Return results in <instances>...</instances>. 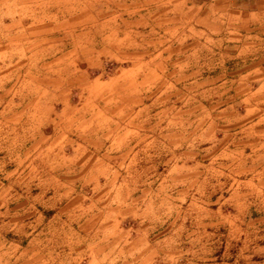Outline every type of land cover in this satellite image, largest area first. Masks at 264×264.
I'll return each mask as SVG.
<instances>
[{
  "label": "rangeland",
  "instance_id": "374dc122",
  "mask_svg": "<svg viewBox=\"0 0 264 264\" xmlns=\"http://www.w3.org/2000/svg\"><path fill=\"white\" fill-rule=\"evenodd\" d=\"M71 2L0 0V264H94L88 263L94 249L103 264H264V172L249 182L239 165L244 153L230 152L224 136L230 127L222 115L238 110V89L244 86L234 65L239 56L232 52V69L224 71L221 41L216 42L210 71H200L204 66L197 65L201 57L191 56V39L176 41L156 29L143 41L148 28L133 33L132 25L121 23L127 19H115L119 36L130 34L136 48L111 49L107 41L103 50L91 49L74 72L81 82L63 85L50 69L58 55L37 64L34 54L41 42L61 49L60 39L74 31L68 22L81 11L46 14L51 6L67 9ZM124 2L115 5L130 3ZM132 10H104L96 24L112 25L113 12L125 17ZM83 12L90 17L89 9ZM85 20L81 28L88 32L92 24ZM41 26L48 28L45 34H30ZM159 35L166 38L159 41ZM107 36L109 29L93 42H106ZM228 43L232 49L243 44ZM223 78L231 80L225 95ZM84 107L85 121L114 114L106 115L115 121L113 128L87 147L93 170L116 149L108 142L114 128L135 131L131 154H120L124 165L133 161L134 167L108 171L140 182L124 205L113 206L118 215L112 222L102 215L110 200H99L97 184L81 180L76 163L58 152L65 139L51 142L43 155L45 130L82 127ZM74 148L65 147L67 159ZM86 224H99V231H83Z\"/></svg>",
  "mask_w": 264,
  "mask_h": 264
},
{
  "label": "crops",
  "instance_id": "0c3cea01",
  "mask_svg": "<svg viewBox=\"0 0 264 264\" xmlns=\"http://www.w3.org/2000/svg\"><path fill=\"white\" fill-rule=\"evenodd\" d=\"M34 1L38 2L40 0ZM119 1H125L123 4L126 2L130 3L125 6L115 5ZM55 6L57 8L51 6L52 11L46 14L54 16V12L61 11L64 14L70 9L81 11L76 18L68 22L69 24L67 23L74 27V31L64 35L60 39L61 49L48 45L47 42L38 43L35 47L38 50L34 56L36 57L37 64H39L40 61L42 62L48 57H56L58 55V61L53 63L55 69L52 66H50V69L54 76L60 78V81L56 80L55 82H60L63 85L70 82H81L82 78L74 72H76V68L92 52L91 49L103 50L108 44L107 41H109V48L111 49L129 50L136 48V45L134 46L133 42H131L132 37L130 34L123 32V36H119V24L115 19H127L126 22L121 21V23L128 26L132 25L135 29L133 33L138 34L140 28L143 30L148 28V31H143V41L150 40V37L147 38L148 34L154 33L156 29L167 33L169 38H174L176 41L191 39L194 41L192 43L191 56L201 57L200 63L197 60V65L204 66L198 68L200 71H210V60L208 58L216 54L213 44L221 41L224 71L232 69L230 56L232 52L235 53L240 59L234 65L238 66L240 72L239 82L244 85L238 89L239 93L236 100L238 102L235 104V108L238 110L229 113L225 112L222 115L223 119L228 121L230 127V130L226 131L227 134L224 135H228L229 137L226 147L230 152L238 150L240 153H244V161L239 160V165L241 167L244 166L243 168L246 169V177L250 176L251 178L249 182L254 183L258 179V175L264 172V0H111V4L107 0H72L70 8L61 9L62 7ZM116 8L118 11L119 9H133V14L120 17V15L113 16V12L110 17L113 21L110 22L114 24H96L98 17L105 13L104 10ZM84 9L90 10L91 15L89 18L84 17ZM138 9L143 11L141 12ZM134 10L138 11L135 13ZM85 19H89L87 20L88 23L92 24L88 32L81 28L82 25L86 24ZM44 20L35 19V22L44 23ZM52 20L57 22V19ZM16 27L18 28L19 26L17 25ZM58 27L64 29L66 26L61 25ZM47 29L46 26L37 27L30 34H45L48 31ZM108 29L109 36H107L106 42H93L94 36ZM22 34L25 35L27 32L22 31ZM163 37L165 36L159 35V41ZM3 38L5 39V35H3ZM154 39L156 38L154 37ZM235 40H239L243 44L237 49H232L228 42ZM147 50V48H143L144 54L142 56H145L148 52ZM179 53L177 52L176 54ZM205 57L206 59H202ZM8 61H11V59L9 58ZM230 82L231 80L223 78L224 95L229 93ZM227 86H229L228 89H226ZM42 93L46 94L44 91ZM95 95L96 93L91 94L90 98H94ZM88 111L89 107L82 109V116L80 115L79 117L82 127L73 129L71 126H64L58 130L55 127H51L45 130L47 139L43 140L46 144L43 149V155L47 156L46 150H51V142L54 144V142L58 141V144L65 139L61 144L62 150H58V152L62 151L64 160L76 163L74 165L80 169L79 177L81 180H84L86 183L97 184L96 187L100 189V193L97 195L99 200H110V204L103 206L102 215L106 217L105 221L110 220L112 222L118 215V211L113 210V206L124 205L125 200L132 196L136 191V185L140 182V178L138 179L135 176L125 179L124 177L110 175L112 171L110 170V174L108 171L110 167H134L133 161L127 162L124 165L122 163V156L128 157L131 154V144L135 131L132 128H114L113 130L115 131L111 134L112 139L108 142L110 143V147H115L116 149L114 151L110 150L109 156L104 155V160H107L101 161L100 165L96 166L93 170V163H87L89 160L91 161V157L87 158V147L94 145L95 137L101 135L103 131L111 130L115 121L112 120V117L106 118V115L113 116L114 118L112 112H106L100 117H91L85 121L83 119ZM121 114L125 115L124 112H121ZM31 118L34 121L33 117ZM36 119L39 118L36 117ZM32 135L39 136L34 131ZM73 145H76V148L73 149L74 152L71 159H67L64 156L65 147H72ZM148 158L144 161L143 166L150 168V151L148 152ZM66 166L68 165H63V167ZM100 180L108 182L102 184ZM98 184L105 185V187L99 188ZM191 198H193V195H191ZM120 200H123V202H119ZM99 228V224H86L82 226V230L85 232H98ZM70 230L72 231L69 227ZM83 239L81 237V240L85 241ZM84 248L86 249V246ZM83 249H80L79 252L84 253L85 250ZM97 250L94 249V252L92 251L93 255L90 256L88 263L103 264L104 258L100 251Z\"/></svg>",
  "mask_w": 264,
  "mask_h": 264
}]
</instances>
